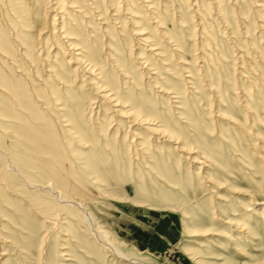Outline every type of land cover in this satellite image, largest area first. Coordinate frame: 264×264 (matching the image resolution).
<instances>
[{
	"label": "rangeland",
	"instance_id": "1",
	"mask_svg": "<svg viewBox=\"0 0 264 264\" xmlns=\"http://www.w3.org/2000/svg\"><path fill=\"white\" fill-rule=\"evenodd\" d=\"M51 1L0 0V149H8L24 175L6 169L0 152V264H138L102 248L96 237L100 230L126 255L146 263L264 264V0H220L233 32L217 17V7L207 6L208 14L192 0H153L164 30L175 33L178 24L187 25L180 34L187 44L178 54L141 0L132 1L128 10L122 0H88L105 11L104 25L82 0L85 18L74 16L76 28L65 20L81 41L92 45L113 86L127 87L119 90L122 96L140 97L144 113L159 111L158 124L169 128L162 136L127 119L119 123L121 117L100 91L83 81L69 50L51 34L57 0ZM201 1L207 5L210 0ZM67 3L60 0L70 13ZM113 3L119 10L115 16ZM43 23L46 29L39 36ZM141 27L159 43L154 54V41L132 39ZM33 42L40 49L31 55ZM160 53L170 59L168 65L161 64ZM179 55L190 62L196 84L179 69ZM30 57L39 74L29 66ZM115 59H124L126 77L117 71ZM53 61L57 65L51 71L77 76V87L62 91L61 103L68 104L64 111L55 104L38 109L32 100L44 90L37 78L48 87L59 85L47 77ZM156 71L160 78L155 80ZM128 80L140 83L143 93L131 92ZM152 81L162 87L173 81L184 93L179 98L172 89L163 94ZM6 84L24 93L20 99L31 110L9 100ZM88 97L95 102L86 120L70 121V126L68 116L79 115V104ZM77 123L86 131L84 140L70 133ZM107 123L103 134L100 126ZM90 128L101 138L88 133ZM48 184L74 203L59 200ZM81 201L87 211L75 203ZM86 212L94 217L95 231L83 221ZM232 218L245 227L233 229L227 222Z\"/></svg>",
	"mask_w": 264,
	"mask_h": 264
},
{
	"label": "bare ground",
	"instance_id": "2",
	"mask_svg": "<svg viewBox=\"0 0 264 264\" xmlns=\"http://www.w3.org/2000/svg\"><path fill=\"white\" fill-rule=\"evenodd\" d=\"M66 1H68L67 5L71 8V12L70 13L69 12H65L64 7L60 4V0H57L54 3L55 7L52 8V10L55 11L56 13L52 17L53 23H51V24H52V26H54V28H52L51 34H57L59 39H61V42L63 43L64 47L67 50H69V52L71 54L70 55L71 59H73V62L78 64L75 69L81 70L83 72V81L84 82H90L91 84H93L95 86L96 89H98L100 91L101 95H99V96L101 98H103L108 103V105L110 104L109 107L113 109V112H115L118 116L121 117V120L119 121V123L124 124L126 122V119H127V120H129L128 122L133 124V126H135V125H138V126H141V127L143 126V128H145L148 132H150L151 134H155L157 136L159 134L162 136V134H164L166 132H169V130H168L169 128L167 129L166 126L163 127V124L162 125L158 124L160 121L162 122V120H160V117H162V116L160 115L158 110H150L149 109L147 112L144 113L141 110L143 101H142V99L140 97L139 98L138 97L130 98V97H125L124 95L122 96V92L123 91L120 92L119 90H123V89L127 88L125 86H122V83L120 84V83L117 82V85L113 86V84H112V82H111V80L109 78L108 71L105 70V68H104V63L101 60H99L98 57L95 56V53H94L95 51L93 50L92 45L88 44V43H84L83 41H81L80 37H79V34L76 33V29L75 28L77 27L76 26L77 22H76V19L74 18V16H76V15L78 16V13H79V16L85 18L84 14H87V12H83L82 11V7H80V5L82 3V0H63V2H66ZM86 1H87L86 4L91 9V13L92 12L94 13L93 16H94L95 20L96 19L99 20V22H102L101 24H103V25L106 24V21H100V20H104L103 16L105 14V11L98 10V7L94 6L95 2L93 3L94 4L93 5V4H89L88 0H86ZM132 1H135V0H122L121 3H124L123 5H125L127 7V10H128V6H130V5L132 6V3H131ZM50 2H52V1L51 0H47V4L50 3ZM147 2H149V4L146 5ZM141 4L145 8V10H147V13L150 15L151 19H153V23H155V28H157V30L160 32V35L163 38L166 39L165 41L167 42V44H171L170 46H172V44H173V46H175V48H173V50L175 51L174 53H177V54L178 53H184V50H183L184 49V44H187V42H186V40H182L181 39L180 34L184 33L183 30H185V29H182V28L187 27V25L178 24L179 26H181V29L178 32L170 33L169 31L164 30V29H166V27L164 26V22L162 20L156 21V19H159V17H158V9L155 7L156 3L153 0H141ZM190 4H192L194 6H197V10L201 9L205 13H208V14H210V9L207 6L217 7L218 10H219V12L217 14V17L220 19L221 22L224 23L225 28H227L228 30L230 29L233 32V27L228 22V19L223 15V9L221 7L220 0H210L209 3H207V5H204V3L201 0H196V2H193V0H192L190 2ZM114 5H115V3L112 4L111 9H113L116 13H114L112 16H115V14H117L119 12V10L115 9V7L112 8ZM77 8H79V9L76 10ZM79 10H81L82 12L79 11ZM72 12H73V15H71ZM45 13H48V8L45 9ZM60 14H63V16H60ZM129 14L132 15V16L138 17V15L136 14L135 11H131ZM153 14L156 15L154 18H152ZM138 18L142 19V17H138ZM66 19H68L69 20V24L74 25L75 28L67 27L68 26V22L65 21ZM58 20H61V23L57 24L56 21H58ZM129 21H131L130 18H129ZM114 24L116 25V23H114ZM199 24L200 23H198V25ZM58 25H60V27ZM26 27H30V25L26 26ZM85 27L89 28V29L91 28L88 25V23H86ZM217 27H218V24H217ZM117 28H119V26H117ZM45 29H46V26H45V23H43L42 26L37 30V35L40 36L41 34H44ZM188 29H190V28H188ZM188 29H186V30H188ZM193 29H195V28L193 27ZM204 31L205 30H204V27H203L202 32L204 33ZM84 34H85V32H84ZM146 34H149V35L144 36L143 38L138 36V35H146ZM132 35H136L137 36L135 38H132L134 41L138 40L140 42L141 40H143V41L149 42V41L152 40V41H154V43H156L153 46L156 47V46L159 45V43L157 42L154 34L149 33L148 31H146L145 27H141L139 29L134 30L132 32ZM90 36L93 38L92 35H90ZM191 36H193V35H191ZM0 40H2V39H0ZM89 41H90L89 39H85V42H89ZM203 46H205L208 49V46H206V42H205V44L203 42ZM23 48H25V47H23ZM28 48H29V52L32 55L34 53V50L38 49V51H39V49H40L39 43L33 42V43L29 44ZM156 49H159V47L151 49L153 54H154V50H156ZM25 51L28 52V50H25ZM59 51H60V49H59ZM27 52H25V54ZM161 53H164V51H161ZM157 54H159V53H157ZM2 55L5 57L4 54H2ZM31 55L29 54V56H31ZM39 55H40V53H39ZM206 55L207 54H205V56ZM48 56L49 55H46L44 58H47ZM160 56L162 57L160 59L161 64L168 65V62H165V61H169L170 59L169 58H164V54H161ZM211 56L213 57V55H211ZM137 58H139V57H137ZM30 59H31V62H28L29 66L31 68L33 67V69H34V67H36L37 71H35V73L39 74V67L37 66V61L34 58H31V57H30ZM178 59H179L178 63H180L179 69L181 71H183V72H185V71L188 72V74L185 75L188 78H185V79L188 80L189 78L192 79V77H193V79H194L193 83L196 84V82H195L196 80L194 78L195 75H194V73L192 71L193 69H191V64L188 61V59L183 58L182 55H179ZM195 59H197V58H195ZM42 60L46 61V59H42ZM146 61H148V64H150L151 66L154 65V64H152L150 62V59H146ZM115 62H117V64H118L117 65L118 66V68H117L118 70L117 71L119 72V74L121 76H123V77H126V75H124V73H123V72L127 73L126 70H125V65L123 64L124 59H115ZM54 65H57L56 61H53V66H50V64H49V69L47 70V72H49V74H48L47 77H49V78L53 77L54 80L59 85H57L56 88L48 87L40 79L35 77V78H37V80H39L41 85L44 86L43 87L44 90H42L43 93L40 92V94H36L37 96H33L32 100L34 99L33 102L36 104L38 109H41V108L47 109V107H49L50 105H54L55 104V105H58L60 107L59 110L64 111L65 107L68 104L66 102V103H64V106H63V104L61 103V101L64 100L62 91H63V89L65 91H69V92L71 90H74L75 87H77V86L74 87V84L76 82L77 76H72V75H68V74L60 73V72H53L51 70H55L54 68L56 66H54ZM183 65H187L189 67H187V66L183 67ZM154 69L157 70L156 67H154ZM142 73L144 75H146L148 72L142 70ZM155 74L157 75L155 77V80L160 78L158 76V72L157 71H156ZM28 75H29V78L32 80V78L30 77V74H28ZM86 75H88V76H86ZM23 76H24V74H23ZM171 76L173 78L175 77L173 75H171ZM25 79L27 80V77H25ZM151 80H152V78L149 79V82ZM28 81H30V80L28 79ZM128 82L133 84V87H132L133 89H131L132 90L131 92L137 93V95L138 94L140 95V94L143 93L142 90L140 89L141 88L140 87L141 86L140 83H137L136 81H131V80H128ZM152 82H153L152 84H153L154 88H159L158 89L159 92H163V94L164 93L168 94V90L172 89L173 91L172 92L169 91V92L170 93H176L177 94L176 97L179 98L184 93V92H181V89L179 87H177V85H176L177 83H174L173 81H170L169 82L170 84H167V87H162V85H159L158 81H152ZM163 83H164V81H163ZM124 84L126 85V83H124ZM81 86H84V83H82ZM5 88H6V92L5 93L9 96V100L12 99V102L17 101L19 106L21 108H24L25 110H31L30 106H28V104H26L25 102H23L20 99V96L24 94L23 92L18 91L15 88H13L12 86H9L7 84L5 85ZM184 91H185V89H184ZM56 95H59V96L56 97ZM94 100L95 99H92V98L90 99L88 97V99L86 98L84 101H81L79 106H80V108H82V111H81V113L79 115H75V116H70L69 115L68 116L67 122L69 123V125H70V121L71 122H73V121L75 122L76 120H80V119L81 120H86V113L89 112L91 104L95 102ZM91 110H92V107H91ZM20 114L23 115L28 120H30L29 119L30 117L31 118H35L34 115L30 116V115H28L25 112L20 113ZM63 116H65V115H63ZM17 117H18L17 115L13 116V118H17ZM118 127L120 128V124L118 125ZM100 128L101 129L99 131H101V132L104 131V133L103 132L102 133L105 134L106 133L105 130L109 129V123H107L106 126H100ZM70 129L68 128V131ZM73 129H75V130L73 132L71 131L70 133H74V135L76 137L78 136L80 138V140H84L82 134L86 133V131L80 125H78V123H77V126L75 128L73 127ZM87 132L92 134V135H94L95 139L96 138H98V139L101 138L100 137V135H101L100 133H99V135L97 133V136H99V137H97L95 135V132H94L93 128L88 129ZM133 134H135V136H137V137L139 136L136 133H133ZM103 136H105V135H103ZM102 138H105V137H102ZM138 138H140V137H138ZM150 139H151V137L149 136L148 140H150ZM104 141H106V140H104ZM0 152L3 154V156H5L4 157L5 163H6L5 164V166H6L5 168L6 169L10 168V170H12V172H13L12 173L13 175L15 174L18 177H22V176L24 177V175L21 173V171L18 169V167L13 164V162H12L13 160H12V158H11L9 152H8V149L4 147L3 149H0ZM200 163H202V162H200ZM1 180H2L1 183H3V184L6 183L4 181L5 180L4 178L1 177ZM27 183L31 184V182L29 180L27 181ZM48 185H49L48 188L49 187L51 188L52 193H55L59 200L64 201V202H68V203H74L69 198L64 197L63 192L61 190H55V189H53V186L51 184H48ZM51 190H50V192H51ZM75 203L80 205L81 208L84 209V211H87L85 209L83 201L75 202ZM67 206H69V205H67ZM234 215H237V213H234ZM83 218H84L83 221H86L87 225L90 228H92V230L95 231V228L93 226V222H94L93 215H91V214L86 212ZM227 222L235 230L245 227V224L241 223L236 218H232V219H230ZM99 230H100V228H99ZM96 231H98V230L96 229ZM100 234H101V236L103 238L100 235H99L100 237L97 235L96 236L97 240H98L97 242H99L102 245V248H104L105 250L110 252L112 255H114L116 259L125 260V261H129V262H132V263H138V264H151V263L143 262L139 258H131V257H129L121 249H119L117 246H115V244L108 238V235L106 234V232H104L103 230H100Z\"/></svg>",
	"mask_w": 264,
	"mask_h": 264
}]
</instances>
